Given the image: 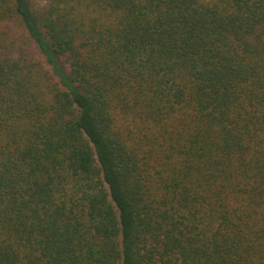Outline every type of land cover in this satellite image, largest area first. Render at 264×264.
I'll list each match as a JSON object with an SVG mask.
<instances>
[{
	"label": "trees",
	"instance_id": "16d2710c",
	"mask_svg": "<svg viewBox=\"0 0 264 264\" xmlns=\"http://www.w3.org/2000/svg\"><path fill=\"white\" fill-rule=\"evenodd\" d=\"M0 0V264H264V0Z\"/></svg>",
	"mask_w": 264,
	"mask_h": 264
},
{
	"label": "rangeland",
	"instance_id": "374dc122",
	"mask_svg": "<svg viewBox=\"0 0 264 264\" xmlns=\"http://www.w3.org/2000/svg\"><path fill=\"white\" fill-rule=\"evenodd\" d=\"M32 3H34L36 7H43L46 5L47 1L46 0H32Z\"/></svg>",
	"mask_w": 264,
	"mask_h": 264
}]
</instances>
